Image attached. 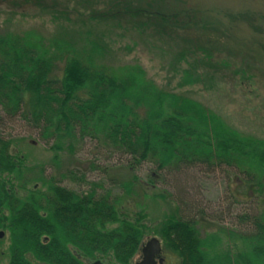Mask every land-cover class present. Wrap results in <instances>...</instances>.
<instances>
[{
  "label": "trees",
  "instance_id": "1",
  "mask_svg": "<svg viewBox=\"0 0 264 264\" xmlns=\"http://www.w3.org/2000/svg\"><path fill=\"white\" fill-rule=\"evenodd\" d=\"M19 2L28 0H0L13 7ZM38 2L41 10L48 8L42 0ZM180 3L77 0L73 11L85 12L77 16L81 21L124 22L150 39L176 42L180 50L175 52L172 80L181 89L204 82L200 65L210 67L207 61L213 48L232 51L224 43L217 46L219 40L199 38L195 31L218 33L220 24L197 20L205 17L178 7ZM61 6L51 8L68 16V7ZM239 19L253 27V15L242 14ZM103 52L99 44L81 52L66 43L45 41L31 31L0 34V230L9 235L7 264H87L100 259L129 264L140 253L149 230L155 235L151 238L159 237L162 247L180 258L179 264H264V209L260 207L239 219L238 229L245 230L239 236L242 250L211 259L210 241L216 236L199 235L198 206L191 204L189 216L170 215L153 229L141 223L144 213L132 219L122 212V198L134 184L156 188L165 182L166 172L206 165L240 173L243 178H235L232 188L243 182L248 196L263 205L264 140L232 130L193 98L157 88L140 65L127 64L116 71L99 64ZM190 54L202 56L196 60ZM17 122L28 126V132L36 133L42 142H53L49 147L55 153L73 155L77 145L89 142L94 156L89 168L101 178L87 182L84 172L71 170L61 179L39 175L22 182L31 169L13 147L15 139L5 133L6 126ZM102 157L106 164L117 160L116 166L133 173L132 180L120 185L110 179L108 171L115 166H99ZM142 170L147 174L143 181L134 175ZM189 177L187 182L192 180ZM178 179L174 174L171 182ZM66 180L72 187L63 186ZM175 188L174 193L186 203L189 193ZM193 202L199 205L196 199Z\"/></svg>",
  "mask_w": 264,
  "mask_h": 264
},
{
  "label": "rangeland",
  "instance_id": "2",
  "mask_svg": "<svg viewBox=\"0 0 264 264\" xmlns=\"http://www.w3.org/2000/svg\"><path fill=\"white\" fill-rule=\"evenodd\" d=\"M42 1L48 7L44 11L37 6L38 0L36 2L28 0V3L19 2L16 7L9 3H0V34L15 35L31 31L45 41L52 40L59 45L66 43L81 52L99 44L104 51L102 56H98L99 64L116 71L117 68L127 64L140 65L145 71L146 78L150 79L157 88L193 98L220 117L232 130L243 136L264 140V0H179L181 3L178 7L193 10L205 17L197 20L220 24L218 33L207 29L195 31L197 35L199 33V38L219 40L220 44L217 46L222 47L224 43L227 50L232 51V54H228L227 51L213 48L212 56L207 61L210 67L200 65L205 77L204 82L181 89L175 87L176 80H172L176 71L173 66L176 60L175 52L180 50L176 42L159 37L150 39L148 36L135 33L134 26L124 22L120 25L117 23L110 25V22H108L110 24L106 22L101 24L96 21L88 22L87 19L81 21L77 16L85 12L73 11V7L78 8L75 4L77 0ZM54 2L61 3V9L67 6L68 16L59 15L56 9L51 8L55 6ZM242 14L254 16L253 27L239 19V15ZM221 34H223L222 38ZM201 56L190 54L189 57L198 60ZM19 124L17 122L6 126L5 133L15 139L13 147L18 149L22 155L20 156L24 158V165L31 169L25 173L22 182L30 179L33 181L39 175L42 179L48 177L61 179L60 175H67L71 170L84 172L87 182L101 178V174L89 168L90 161L94 159L91 155L93 145L89 142L77 145L73 155L61 151L55 153L49 147L53 142L49 144L42 142L36 133L28 132V126L24 128ZM105 162L106 159L102 157L97 164L104 168L115 166L108 171L110 179H114L120 185L132 180L133 173L116 166L117 160H110L108 164ZM135 174L142 181L147 176L144 170L134 171ZM174 174L179 177L175 184L171 182ZM184 174L190 176L189 179L192 178L193 181L187 182ZM235 178L241 179L243 176L218 165L188 167L186 172H177L175 169L170 173L166 172L162 178L165 182L157 183L159 185L156 188H150L144 183L134 184L130 192L122 198L120 207L122 212L132 219L135 218L134 214L144 213L145 219L141 223L153 229L157 223L170 215L189 216L191 213L187 211L188 208L193 207L192 205L198 206L195 213H198L196 220L199 235L202 238L216 236L215 240L210 241L213 244L210 251L213 252L208 255L209 259L216 254L221 256L227 251L235 253L243 248L239 236H243L241 233L244 228L238 229L241 225L240 217L244 213L256 211L257 207H260V211L264 209V204L262 205L256 197L248 196L250 191L243 182L238 187L232 188ZM63 184L67 188L72 187L69 180ZM178 186L183 187L185 193L188 192L190 195L186 197L189 199L186 203L181 196H177L176 190L174 193V188ZM86 190L88 188L85 187L84 191ZM240 198L243 200L239 203L237 199ZM195 199L199 205L193 202ZM0 232L4 234L0 238V264H7L5 253L9 245V235L3 230ZM230 232L234 234H228ZM151 235L155 236L149 230L143 245L151 239ZM163 249L166 264L180 263V258L171 251ZM139 254L129 264H135L140 258ZM96 263L114 264L108 259L93 260L87 264ZM32 264L39 263L32 261Z\"/></svg>",
  "mask_w": 264,
  "mask_h": 264
},
{
  "label": "water",
  "instance_id": "3",
  "mask_svg": "<svg viewBox=\"0 0 264 264\" xmlns=\"http://www.w3.org/2000/svg\"><path fill=\"white\" fill-rule=\"evenodd\" d=\"M3 235L4 234L0 232V238H2ZM141 249L142 258L137 264H155V257L161 252L159 240L157 238H152L148 240Z\"/></svg>",
  "mask_w": 264,
  "mask_h": 264
},
{
  "label": "flooded vegetation",
  "instance_id": "4",
  "mask_svg": "<svg viewBox=\"0 0 264 264\" xmlns=\"http://www.w3.org/2000/svg\"><path fill=\"white\" fill-rule=\"evenodd\" d=\"M160 248H161V252L159 255H157L155 257V264H166V257L164 254V249L161 246H160ZM141 258H142V256L140 255V258L138 259V261H136L135 264L139 263L141 261Z\"/></svg>",
  "mask_w": 264,
  "mask_h": 264
}]
</instances>
